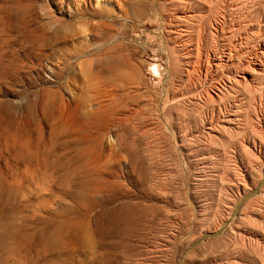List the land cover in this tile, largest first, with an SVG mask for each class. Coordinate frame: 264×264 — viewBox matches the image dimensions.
<instances>
[{
  "label": "rangeland",
  "instance_id": "rangeland-1",
  "mask_svg": "<svg viewBox=\"0 0 264 264\" xmlns=\"http://www.w3.org/2000/svg\"><path fill=\"white\" fill-rule=\"evenodd\" d=\"M0 264H264V0H0Z\"/></svg>",
  "mask_w": 264,
  "mask_h": 264
},
{
  "label": "bare ground",
  "instance_id": "bare-ground-1",
  "mask_svg": "<svg viewBox=\"0 0 264 264\" xmlns=\"http://www.w3.org/2000/svg\"><path fill=\"white\" fill-rule=\"evenodd\" d=\"M16 2V1H15ZM17 5V4H16ZM22 5V4H21ZM14 19V18H13ZM230 58V57H229ZM259 58V57H258ZM257 58V59H258ZM262 59V58H261ZM253 61V60H252ZM80 68H81V72L84 74L85 73V67L80 64L79 65ZM259 66V65H258ZM70 67V65H69ZM53 68V67H52ZM52 68L50 67H47L46 68V73H49L50 75H52L51 73H53V70ZM72 69V68H71ZM58 71V70H57ZM253 72V71H252ZM75 73V71H74ZM1 74L3 76H7L8 75V71H3L1 72ZM1 75V76H2ZM76 75V73H75ZM85 75V74H84ZM49 80H53L51 79V77L49 76H46ZM16 81V80H15ZM13 156V154H12ZM25 167V166H24ZM52 167V166H51ZM57 172V171H56ZM27 175V174H26ZM15 180V179H14ZM90 185L89 184H83L82 185V188L83 190L85 191H88L90 189ZM106 186L104 188H99V190H103L105 189ZM98 190V189H97ZM98 190V191H99ZM134 211H135V207L131 206L130 204L126 203V204H122L121 206L119 207H116L114 208L113 210L105 213L103 215V218L105 219V221H107L108 224H112L115 226V229L118 230L119 232H122L123 231V228H129V226L131 225V222H132V215L134 214ZM133 213V214H132ZM97 221V220H96ZM96 234L97 236H100V237H103L105 238L108 234V231L106 230V228H101L99 223L97 222L96 224ZM107 261L106 258H104V262ZM108 263V262H107Z\"/></svg>",
  "mask_w": 264,
  "mask_h": 264
}]
</instances>
